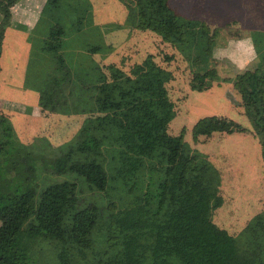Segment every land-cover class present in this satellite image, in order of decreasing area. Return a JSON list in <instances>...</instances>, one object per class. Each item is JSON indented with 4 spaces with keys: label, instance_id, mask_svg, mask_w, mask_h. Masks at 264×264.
I'll use <instances>...</instances> for the list:
<instances>
[{
    "label": "trees",
    "instance_id": "1",
    "mask_svg": "<svg viewBox=\"0 0 264 264\" xmlns=\"http://www.w3.org/2000/svg\"><path fill=\"white\" fill-rule=\"evenodd\" d=\"M112 1L124 6L121 0H92L94 6ZM125 1L127 19L136 29L156 33L174 49L191 54L195 49L199 54L190 57L192 64L210 52L217 30L208 23H180L168 0ZM20 2L0 0V58L11 31L12 9ZM43 7L46 13L33 34L41 50L56 53L60 66L64 63L58 52L69 13L63 8L73 9L80 22L86 17L80 9L89 12L94 7L90 0H51ZM234 24H227L228 31ZM263 52L256 50L259 62L230 79L237 113L249 127L226 116H205L192 128L194 142L210 141L214 135H248L264 162ZM174 63L173 54H149L139 63L107 66L94 84V77L90 79L91 115L77 139L59 151L47 179L0 196V264H34L36 247L43 251L45 244L55 252L51 264H264L260 201L257 213L237 235L215 224L213 212L224 203L221 172L182 135L168 134L178 111L170 96ZM215 76L214 69L193 72L191 91L213 90ZM53 83L39 95L43 110L64 90L58 79ZM8 149L10 141H0V163L4 156L10 162L30 157L25 150L10 154ZM60 176L68 178L54 181Z\"/></svg>",
    "mask_w": 264,
    "mask_h": 264
},
{
    "label": "rangeland",
    "instance_id": "2",
    "mask_svg": "<svg viewBox=\"0 0 264 264\" xmlns=\"http://www.w3.org/2000/svg\"><path fill=\"white\" fill-rule=\"evenodd\" d=\"M50 2L21 0L12 9L11 31L3 43L0 141H10V154L21 149L31 159L10 162L4 156L5 160L0 163V196L33 188L51 172L59 151L77 139L84 121L91 115L93 93L89 91L100 70L103 75L104 68L110 65H132L149 54L155 58L173 54L176 79L170 85V96L178 103V111L170 122L168 134L182 135L192 149L205 154L221 172L220 194L224 203L213 212L212 220L237 235L257 213L255 204L258 201L264 208V162L260 148L253 138L240 134L214 135L210 141L194 142L192 128L198 119L213 115L226 116L249 127L248 120L237 113L239 108L230 79L240 73L239 69L254 67L260 58L256 50L264 51V0H168L180 23L203 21L217 30L210 52L201 53L202 61L197 64L190 61L191 56L199 54L195 49L193 54L189 50L174 49L156 33L136 29L127 19L129 10L125 0H121L124 6L114 1L94 6L90 0L94 8L89 12L80 9L79 14L86 15L80 22L73 9L64 7L69 13L58 52L64 63L60 66L56 53L41 50L37 35L33 34L39 18L46 13L43 12L44 4ZM99 11H103L102 15ZM231 22L235 24L228 31L227 24ZM250 45L251 51H239L240 56L235 57V50L240 46L247 50L246 46ZM96 47L99 50L93 49ZM245 58L251 61L247 67L242 62ZM200 69L216 71L213 90L191 91L192 73ZM57 79L64 90L53 97L49 109L43 110L39 95L48 92ZM5 126L11 127L10 132L5 131ZM5 132L9 134L4 135ZM67 178L55 177L54 181ZM36 249L31 257L34 264L54 261L55 252L49 245H43V251L39 247Z\"/></svg>",
    "mask_w": 264,
    "mask_h": 264
},
{
    "label": "crops",
    "instance_id": "3",
    "mask_svg": "<svg viewBox=\"0 0 264 264\" xmlns=\"http://www.w3.org/2000/svg\"><path fill=\"white\" fill-rule=\"evenodd\" d=\"M34 25H35V23L33 24V26H34ZM251 47H252L251 45H250V46H246V49H247V50H245L243 47L240 46V47H239L237 50H235L233 53H234V54L236 53V56H235V57L237 58V57L240 56V55H239V54H240L239 51H241V53H243V51H247V52H248V51H251V49L253 48V47H252V48H251ZM239 49H241V50H239ZM253 50H254V49H253ZM254 56H255V52H254ZM242 62H243V64L247 67V66L250 64L251 61H249V60H247V58H245V59H242ZM249 68H250V67H248L247 69H249ZM239 70H240V73H241V72L245 71L246 69L244 70V69L241 68V69H239Z\"/></svg>",
    "mask_w": 264,
    "mask_h": 264
}]
</instances>
